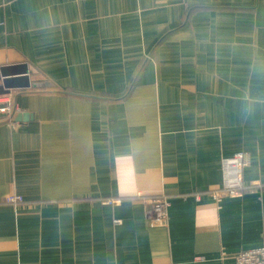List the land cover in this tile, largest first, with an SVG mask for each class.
Instances as JSON below:
<instances>
[{
	"label": "crops",
	"instance_id": "0c3cea01",
	"mask_svg": "<svg viewBox=\"0 0 264 264\" xmlns=\"http://www.w3.org/2000/svg\"><path fill=\"white\" fill-rule=\"evenodd\" d=\"M0 69L22 86L0 92L18 108L0 264H233L264 245V0H0ZM235 152L245 190L216 202Z\"/></svg>",
	"mask_w": 264,
	"mask_h": 264
},
{
	"label": "built area",
	"instance_id": "2783aa9c",
	"mask_svg": "<svg viewBox=\"0 0 264 264\" xmlns=\"http://www.w3.org/2000/svg\"><path fill=\"white\" fill-rule=\"evenodd\" d=\"M17 106L13 102L12 96L0 93V119H8L11 123ZM249 156L244 152H235L230 157L221 161V188L209 194L210 199L221 202L228 201L245 190L242 182V173L249 166ZM198 201L200 194H195ZM6 204L18 205L22 203L19 197L7 199ZM149 212L146 213L148 226L150 228H161L166 223L167 209L170 203L165 196L153 195L145 199ZM106 205H112L113 201H106ZM233 264H264V245L255 249L240 251L233 257Z\"/></svg>",
	"mask_w": 264,
	"mask_h": 264
},
{
	"label": "water",
	"instance_id": "95a60500",
	"mask_svg": "<svg viewBox=\"0 0 264 264\" xmlns=\"http://www.w3.org/2000/svg\"><path fill=\"white\" fill-rule=\"evenodd\" d=\"M0 72H2V70L0 69ZM28 74V71H25V75ZM0 77H2V79H0V92H6V91H10L11 89H15V88H20L22 86H18V85H14L12 83V81L10 79L6 80L5 76L2 74H0ZM25 80H27L28 82V77L25 78ZM28 87V84H27ZM29 87H30V83H29ZM15 122H28L29 120H33L32 119V115L28 114V113H19L16 117H15Z\"/></svg>",
	"mask_w": 264,
	"mask_h": 264
},
{
	"label": "rangeland",
	"instance_id": "374dc122",
	"mask_svg": "<svg viewBox=\"0 0 264 264\" xmlns=\"http://www.w3.org/2000/svg\"><path fill=\"white\" fill-rule=\"evenodd\" d=\"M111 37V36H110ZM110 40H111V38H110ZM131 70V69H130Z\"/></svg>",
	"mask_w": 264,
	"mask_h": 264
},
{
	"label": "trees",
	"instance_id": "16d2710c",
	"mask_svg": "<svg viewBox=\"0 0 264 264\" xmlns=\"http://www.w3.org/2000/svg\"><path fill=\"white\" fill-rule=\"evenodd\" d=\"M202 196H204V195H202ZM205 197V196H204Z\"/></svg>",
	"mask_w": 264,
	"mask_h": 264
}]
</instances>
